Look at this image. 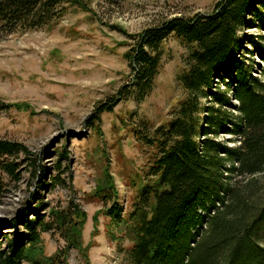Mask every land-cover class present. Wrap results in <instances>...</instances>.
I'll list each match as a JSON object with an SVG mask.
<instances>
[{
  "label": "trees",
  "instance_id": "1",
  "mask_svg": "<svg viewBox=\"0 0 264 264\" xmlns=\"http://www.w3.org/2000/svg\"><path fill=\"white\" fill-rule=\"evenodd\" d=\"M82 4L0 0V35L49 26L68 7ZM249 18L264 29V0H217L205 14L173 15L145 28L125 53L136 72L120 88L119 99L140 102L153 87L163 42L172 37L185 48L176 74L184 94L170 119L156 127L145 120L131 126L136 140L149 149V159L128 218L115 203L107 168L92 191L105 205L111 202L103 210L110 220L128 224L127 264H264V52L255 36L240 35ZM242 41L263 65L256 64L258 77L251 74L255 63L237 52ZM224 81L229 88H220ZM202 97L208 105L200 104ZM115 101L99 105L88 123ZM225 125L232 145L211 136ZM26 152L24 144L0 138V194L4 175L16 178L14 156ZM70 207L26 219L25 231L0 249V264H65L70 246L86 257L80 239L85 213ZM52 229L66 245L45 255L40 237Z\"/></svg>",
  "mask_w": 264,
  "mask_h": 264
},
{
  "label": "rangeland",
  "instance_id": "2",
  "mask_svg": "<svg viewBox=\"0 0 264 264\" xmlns=\"http://www.w3.org/2000/svg\"><path fill=\"white\" fill-rule=\"evenodd\" d=\"M81 1L82 7H68L49 26L0 35V138L16 140L27 151L14 156L16 178L3 177L0 249L25 231L26 219L47 218L50 210L71 206L85 213L80 239L86 257L70 246L65 264H127L128 224L110 220L103 210L111 202L105 205L92 191L107 168L115 203L128 218L149 159V149L136 140L131 126L145 120L156 127L170 119L184 94L176 74L184 65L185 48L172 37L163 42L153 87L140 102L119 99L120 88L136 72L125 53L145 28L173 15L205 14L217 0ZM248 22L240 35L255 36L264 52V29L251 18ZM237 52L255 63L251 74L258 77L254 48L242 41ZM219 86L230 87L226 81ZM114 100L109 111L88 123L99 105ZM200 104L208 105L209 99L200 98ZM227 130L221 126L211 136L232 145ZM40 238L45 255L66 245L53 229Z\"/></svg>",
  "mask_w": 264,
  "mask_h": 264
}]
</instances>
